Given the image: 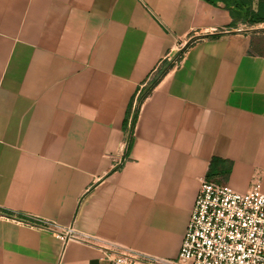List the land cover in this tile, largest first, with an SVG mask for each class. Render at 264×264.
<instances>
[{"label": "crops", "instance_id": "1", "mask_svg": "<svg viewBox=\"0 0 264 264\" xmlns=\"http://www.w3.org/2000/svg\"><path fill=\"white\" fill-rule=\"evenodd\" d=\"M254 179L264 23L206 0H0V264H59L31 216L176 259L201 182ZM100 257L71 242L60 264Z\"/></svg>", "mask_w": 264, "mask_h": 264}, {"label": "built area", "instance_id": "2", "mask_svg": "<svg viewBox=\"0 0 264 264\" xmlns=\"http://www.w3.org/2000/svg\"><path fill=\"white\" fill-rule=\"evenodd\" d=\"M140 102L138 103V105ZM129 132L128 137H130ZM128 144V139L124 147ZM22 224L52 233L63 245L59 264L71 242L96 246L107 264H264V193L258 179L246 192L203 180L179 255L167 259L109 244H95L69 226L31 216Z\"/></svg>", "mask_w": 264, "mask_h": 264}, {"label": "trees", "instance_id": "3", "mask_svg": "<svg viewBox=\"0 0 264 264\" xmlns=\"http://www.w3.org/2000/svg\"><path fill=\"white\" fill-rule=\"evenodd\" d=\"M208 3L226 9L233 18L234 24L237 21H247L250 24L264 23V13L262 11L254 12L252 10V0H206ZM169 64L164 63L163 67L159 70L158 77L153 79L150 89L147 90L143 96L145 98L151 91V88L157 84L168 70ZM210 181V180H209Z\"/></svg>", "mask_w": 264, "mask_h": 264}]
</instances>
